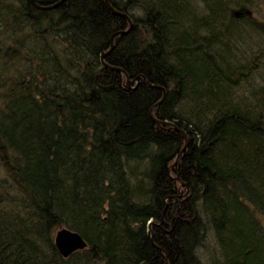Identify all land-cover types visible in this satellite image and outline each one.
Wrapping results in <instances>:
<instances>
[{"label":"trees","instance_id":"16d2710c","mask_svg":"<svg viewBox=\"0 0 264 264\" xmlns=\"http://www.w3.org/2000/svg\"><path fill=\"white\" fill-rule=\"evenodd\" d=\"M108 1L0 0V264H264V0Z\"/></svg>","mask_w":264,"mask_h":264},{"label":"water","instance_id":"95a60500","mask_svg":"<svg viewBox=\"0 0 264 264\" xmlns=\"http://www.w3.org/2000/svg\"><path fill=\"white\" fill-rule=\"evenodd\" d=\"M63 0H60L59 2L55 3V4H51V5H48V6H40L39 4H37L34 0V4L37 6V7H40V8H44V9H49V8H53L57 5H60L62 3ZM106 1V4L108 5V7L110 8V10H112L114 13H118L117 11H115L113 9V7L111 6V4L109 3L108 0H105ZM120 14V13H118ZM122 16L124 17H127L125 14H121ZM131 24V23H130ZM116 35L113 34L110 38V49L109 51L111 50V48L113 47V37ZM108 51V52H109ZM104 53L101 55L100 57V60L101 62H103V57L108 53ZM104 66H107V65H104ZM154 119V118H153ZM154 121L159 124L160 121L157 120V119H154ZM180 131V129H178ZM184 139L186 140V135L185 133H182ZM54 241H55V245L56 247L58 248L59 252L64 256V257H67L68 255H70L71 253H73L74 251L76 250H80V249H83L86 247V242L81 238V236L74 232V231H71L69 229H66V228H62V229H59L56 234H55V237H54Z\"/></svg>","mask_w":264,"mask_h":264},{"label":"rangeland","instance_id":"374dc122","mask_svg":"<svg viewBox=\"0 0 264 264\" xmlns=\"http://www.w3.org/2000/svg\"><path fill=\"white\" fill-rule=\"evenodd\" d=\"M210 239L211 240H209L208 242L209 245H207L206 248H203V249L207 254H215V252L217 251V246L215 242L212 240V238Z\"/></svg>","mask_w":264,"mask_h":264}]
</instances>
